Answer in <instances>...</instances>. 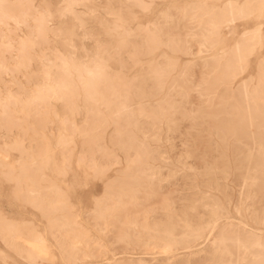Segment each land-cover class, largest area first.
<instances>
[{
	"label": "bare ground",
	"instance_id": "1",
	"mask_svg": "<svg viewBox=\"0 0 264 264\" xmlns=\"http://www.w3.org/2000/svg\"><path fill=\"white\" fill-rule=\"evenodd\" d=\"M84 1L86 0H67L66 5L76 4L78 2H84ZM6 2L10 4H14V5H27L30 3L32 4L31 0H10V1L6 0ZM259 2L260 0H248V2H242L241 4H259ZM205 4H200V5H205ZM229 4H236V3L231 0H226L222 4L221 7L215 8V6L214 7L211 6L207 9H203L199 7H195V8L200 10L201 13H203L204 15H213L214 17L217 18L219 23H225L231 19L232 10L226 7V5H229ZM197 6H199V4ZM195 8H192V7L186 8V10L183 11L182 19L185 13H187L188 19L189 21H191V19L194 17V14L196 12ZM12 11H13V15L22 22L24 18V14L28 12V9L14 8ZM161 18H162V22L159 23L160 25L171 26L170 30L175 31V25L172 24L169 12L168 13L163 12L161 14ZM9 22L12 23L11 21H8V20H0V46L2 48L5 44L8 43V40L5 39V36L9 34V28H7L6 26V25H9L8 24ZM12 24L14 25V27L10 28L11 35L14 33L13 31L15 30V27H17L16 23H12ZM181 26L184 27V24H181L180 27ZM197 26H198V34H197V31H195L193 32L194 34H192V37L196 39V43L198 44L199 47L203 45V47L206 48L207 50L208 49L213 50V48H215L218 45V43H221L224 40L221 37V35H217L214 33L205 34L203 32H200L199 25ZM181 29L179 33L180 36L182 35ZM198 35L199 37H197ZM11 39L14 40L13 38ZM185 40L188 41L187 39ZM253 43L254 45L257 43V36L255 35V33L245 36L243 35V32H242L241 35L238 38H236L232 42L231 45L226 44L224 50L222 51V54H218L219 51L218 53H215L216 51L214 52L211 51V53L209 54L207 58L200 60V61L197 60V62H193V64L197 63V65L199 62L197 70L194 69L195 67L193 66V64L189 67L188 66L186 67L185 64L181 66L180 73L178 72L179 75L177 74L178 76L170 82L169 88L170 89L172 88V90H176V92L179 93V96L181 98L186 97V94L189 91L190 82L187 78L182 79L181 77H183V74L186 73V71H189L188 73L192 76L193 74H195L196 75V79L194 78L195 83L199 85L200 87H199L198 92L194 91L195 98L194 100L192 98V100L189 102L188 107H185V104L181 102H176L175 99L171 98V95L167 92L166 94H163L155 102L154 105H148V108L152 116L150 126L163 123V125H165L164 126L165 130L171 134L177 132L179 129V123H177L174 115L180 114L184 116L185 112L187 111L186 112L187 115H185L184 117L189 119L190 125L188 128L189 131L186 133L187 136L185 137L183 146L181 148L182 150L178 156L179 162L183 163L184 165H187L188 168L193 170L199 176L200 178L199 181L202 183V185H204L208 189H214V190L221 192V194L225 198L229 197V188H228V185H226L224 181L230 175H232L231 178L235 181V183L237 182L238 184V189L236 192L237 198H236V204H235L236 212L239 213L240 215H243V212L246 211L248 214L252 216L254 224H257V225L262 224L263 226L264 225V99L262 98V94L259 93L258 89H253L251 91L248 90L247 83L245 80L237 83L234 87H232L231 82H233L234 79L231 78V72H230V70L235 69L238 66L239 58L246 51L249 50L250 46ZM17 49H18V42H17ZM175 49H179L181 52H184V53H189L188 44H185V46L183 47L178 46ZM92 52L94 54V51ZM56 54L57 55L55 56V60L52 61V65H51L53 75L56 77L57 80L61 82L62 88H67L70 91L78 89L79 95L81 96V100L85 104L86 109L88 108L89 111H93L92 104L96 102H99V104H101L105 108L108 115H110L112 118V121L110 122L111 123L113 122L112 124H114L113 133H110V134H113V140L110 142H112V145H114V147L123 151V155H124L123 156L124 161H125L124 169L122 170L121 168H119L118 170L120 169L121 170L116 171L117 173L113 176V178L111 179L109 178L108 181L106 180L107 187L105 188L106 189L104 191L105 193L103 192L104 194L100 198L96 199L97 201H95L96 206H97V202H99V205L102 208L101 212L95 213L96 214L95 217L97 219L102 218L106 213L109 214L108 212H110L111 210L110 208H117L115 210H118L120 212H117L116 214L120 213V215H115L116 217L115 219H117L116 223L117 221L121 223L122 218L127 217L128 221L126 223H128L129 225L128 228L130 229V231H132L134 227L139 226L138 223L140 222L139 221L140 219L137 220L138 214L139 213L142 214L143 208L144 209L146 208L150 210L151 213L153 214L152 221L147 226V228L150 230L148 239L158 238V239L166 241L167 243H171V244L175 243V245L176 244L182 245L183 243H186L188 241L191 242V240L195 239L198 235H200L203 232L204 228L209 225V222L215 219L218 213H220L223 209L221 207V204L217 200L216 201L213 200L209 194H203L199 192V195H197V197L191 196L189 198L188 197L178 198L177 196L178 194L176 195V191L178 190V188L175 187L173 183L172 184L174 185L173 186L174 188H172L171 184L169 183L168 176H170V174L164 176L163 174H161L159 166L156 167L155 164L151 163L156 160L164 164H167V163L170 164L166 160L167 156L164 155V152L160 149V147H156L154 150H151L149 148L150 145L148 144V141H146V139L148 140L149 138H151V136L148 135L149 134L148 132L143 133V138H145V140L144 139L136 140V138L133 136L131 128L133 130L137 129L139 131H143V129L141 128V126H139L135 122V119L132 115V111L128 109V106L124 103V99H126V97H129L131 94L135 95L136 97L151 96L152 94H150L149 92L145 93L146 91H141L140 90L141 83L137 82L138 80L137 81H133V80L127 81L126 78H125L126 81H122L123 91H119L115 89V87L111 85L113 82L109 81L108 80L109 78L107 77L97 82L95 86L92 87L91 89H85L81 85V79L82 78L87 79L88 69L85 67V65H90V61L92 58L86 61H83V62L80 60H75V58L73 62V58H69L68 64L65 67V65L63 63H59V61L61 58L69 57V56H65L63 53L59 54L57 52ZM13 58L14 56L11 57L10 59H13ZM25 59L26 58H21L20 60L16 59V61H14L15 62L14 67H17L18 64L22 66ZM47 59L51 60V58L50 59L47 58ZM24 64H27V63L25 62ZM2 65H5V63L4 61L0 59V66ZM7 67L9 68V65ZM10 69L11 68H9V70ZM197 71H198V74H196ZM109 77L111 78V76ZM42 78H44V82L41 84L35 83L34 87L30 89L29 92H24L23 97L20 95V92L18 90L16 93L15 92L11 93L12 91L11 92L9 91L10 94L14 97V99L10 102L9 105L12 104L13 106L15 104V101L16 102L18 101V103L22 104L21 106L22 109H24L25 111L27 110L29 112L31 110L32 112L37 106L42 105V104L43 105L47 104L46 101L49 96L48 87L50 86L48 85L47 78L45 76H43ZM117 85H119V83ZM38 88H39V93L34 95V93H37ZM145 88L147 87L145 86ZM9 92L7 91L4 97H0V115L2 116V119H5V120H7L8 115L9 116L11 115L8 113L9 106L7 108L4 107V101L8 97ZM15 98H18V99H15ZM118 98H120L121 101L119 100L118 102V100H116ZM129 98L132 99V97H129ZM135 99L136 98H134V100ZM63 106L64 105H62V107ZM39 109L43 110L41 108ZM64 111L63 113H66ZM38 112L40 111L38 110ZM18 113H20L19 110H18ZM22 113L23 112H21V114ZM26 113H27V117H29L28 112ZM46 114L49 115V113L47 112ZM94 115L99 116L97 111L94 113ZM23 116L25 115L23 114ZM30 116H32V114H30ZM67 116L69 115L67 114ZM89 117L91 116L89 115ZM37 118L39 119V115ZM88 118L86 117V119ZM43 119L45 121L44 117ZM42 121L43 120H41V123ZM64 121L67 122L66 119ZM89 121L90 120H88V122ZM101 121L99 120V122ZM26 122L28 121L26 120ZM44 123H43V126H46ZM67 123H69V121ZM21 125L22 124H20V126ZM36 125L38 127L40 126V124L38 125V123ZM32 129L31 131H33ZM161 130L162 129L160 128V126H158L157 130L153 134H151L153 136L150 140L158 142L160 139ZM93 131L95 132L96 130H93ZM26 133L27 132H25V134ZM32 134L34 135L33 132ZM93 138L95 139V137ZM84 139L86 141L87 138L85 137ZM165 139L166 141L168 140L167 137ZM29 140H31V137ZM91 141L92 140H90V142ZM78 142H80V140ZM82 142L84 143V141ZM30 143L33 144V142H30ZM42 143L44 144V142ZM8 144L6 143L7 146ZM20 146L22 147L23 144H21ZM20 146L17 145L18 148ZM58 147L60 146L58 145ZM170 147H173V144H170ZM37 148H36V151H37ZM69 148H71V146ZM62 151L63 150H61V153ZM20 153L22 154L24 153V151ZM44 154H46L45 151L41 152L40 154L35 156L34 159L32 158L33 160L30 161V164L29 162L28 164L26 163L27 165L25 164V162H23L22 160L24 159L23 157L20 159V163H19L20 167H19V170L17 169L19 173L16 171L17 172L16 174L18 175L16 176V178L15 177L14 178L17 179L19 183L20 181H23L24 193L26 195L37 193L38 186L36 184V180H34L33 178V174L37 173V171L39 172L41 171V174L45 173V170L47 169V163H46L47 160L46 158H44ZM29 155L30 153L27 154V157ZM82 156L83 155H81V157ZM149 159L152 161L149 162ZM82 160H85V157ZM89 161L90 162L86 161L87 163H89L87 164L88 169H89L87 170L89 172L95 171L98 173L100 172L104 173L103 169L105 167L102 169L99 168V166L102 163L101 164L99 163L100 165H98L97 162H95L93 158L92 160H89ZM78 162H81V159H79ZM15 165L13 166L14 168H15ZM107 166L106 168L108 169ZM0 167L6 168L5 174L10 176L11 169L9 166V162L5 159L4 156L0 159ZM57 168L59 169L60 167H57ZM61 168H60V171H61ZM57 173L59 175L61 174L58 171ZM171 173L174 174L173 172ZM85 174H87L86 176H88L89 173L87 172ZM78 175L79 174H76L74 177L75 184H78L79 182ZM164 181H166L169 184L165 186L163 183ZM18 182H16V184ZM21 185L22 184H20V186ZM140 198L143 199V202H142L143 204L136 203L137 199L140 200ZM136 204L140 205L139 207L140 209H142V211L137 208L138 205ZM36 205L38 206L39 208L38 211L40 212L42 216H45V217L50 216V218L48 219V221L50 222V225L58 229V232L62 236L72 234L74 237L79 238L84 235L83 230L75 222V220L72 217L66 216V215L60 217L56 215V212L59 210V208L54 209V207L51 206L48 202H43L41 201V199L38 202H36ZM245 205L249 207L246 210L242 209L243 206ZM246 206L244 208H246ZM94 207L95 205L93 206V208ZM157 209L165 210V212L163 214L161 213L159 214L157 212L158 211ZM141 214L140 216L144 217ZM103 218L105 219L106 217H103ZM111 218L113 219L112 216ZM110 219L109 221H111ZM101 222H102V219H101ZM120 223L119 225L120 227H122L123 225L121 226ZM126 223H123V224H126ZM107 226L108 225H106V227ZM21 228L22 227L20 226V229ZM94 228L96 229V227ZM20 229L19 231L17 229L15 230L13 224H9L0 219V237L2 239L1 241L6 246H8V248L12 249L15 255L20 256L28 264H36V259L44 260L48 263H51L53 255L50 252L46 239H44L43 236H41V234L39 235L37 233H34L31 229H29L27 232V238L22 239ZM127 230L128 229H126L125 231L124 229L125 231L124 232L122 231V229H120V231L124 233L117 232V236H113V237H117L116 240L118 241H120L123 238L125 239L127 238V239H130L129 241L136 242L139 237L138 234H136V232H133V231L129 232ZM96 231L98 230L96 229ZM56 238H60V236L59 237L57 236ZM60 240L61 239H59L58 241L59 247H60V253L63 256L67 258L71 257V259H75V260L80 258L79 249H78L80 245H78L79 247H77L76 245L77 248L75 247V245L67 246L64 240L62 241ZM140 245L141 244H139L138 246ZM182 247H179V248H182ZM113 250L115 249L113 248ZM42 251L45 253L44 255H41ZM6 253H4L5 257H7ZM85 254L86 253H84V255ZM93 254L96 255L95 253ZM262 254H264V236L262 238L251 231L245 230L243 228H238L236 230L218 232L216 236L213 237L209 241V243L206 244L203 248L199 249V251H195L191 255H181L180 257L176 258L173 261H169V259H166V258L151 261L149 259L139 257L137 259H128L127 261H121V259H118V261L107 262L106 264H245L246 261L258 262L261 259ZM3 257L4 256L0 253V259H3Z\"/></svg>",
	"mask_w": 264,
	"mask_h": 264
},
{
	"label": "rangeland",
	"instance_id": "2",
	"mask_svg": "<svg viewBox=\"0 0 264 264\" xmlns=\"http://www.w3.org/2000/svg\"><path fill=\"white\" fill-rule=\"evenodd\" d=\"M31 1H32V4H50V5H52L53 6L52 11L53 12L57 11L56 6L66 5V3H67L66 2L67 0H31ZM86 1L76 3V4H82V5L87 6V7H81V8L76 9V12L78 14H81L84 19H87L89 21H92L93 14H95V13H99L101 15V17H103L105 15V13L101 12V10L96 7L97 5H109V4L115 5L117 7L114 9V11L116 10V12H119V10H120L118 7L119 5L131 4V3L136 2V0H86ZM225 1L226 0H144L145 3H156L159 5L165 6V7L159 8L157 10V12L159 13V19H160L158 21L159 23L162 22L161 14L163 12L168 13V8L166 7L168 5L179 6V11H178L179 13L177 12L176 9H173L172 14H174L178 18L182 19L183 11L186 10V8H188L185 6H188L189 4L190 5H198V4L200 5V4L206 3L205 5H210L213 7L215 6V8H217V7H221ZM231 1L235 2L236 4L237 3L241 4L242 2H248V0H246V1L245 0H231ZM195 11L196 12L194 14V17L204 15L203 13H201L200 10H198L196 8H195ZM125 15H127L126 10H125ZM68 23L71 24V17L69 18ZM8 24L10 26L6 25L7 28H13L14 27V25L12 23L9 22ZM222 24H224L226 26L227 22L222 23ZM197 25L198 24L194 25L193 27H189V28H187V30H185V25H184V27L183 26L180 27V29L182 28L181 29L182 30L181 36L183 38L187 39L188 42H190V46L192 49L191 52L189 51V53H184V52H181L179 49H174V50H171V52H170L169 49L167 50L165 48V49H161L158 52V54L155 56L156 60L164 62V63H167L168 60H171V59H174V60L177 59V60H175L176 61L175 66H174L175 68H173L174 70H172L174 72L171 71L170 75L167 77L164 84H160V83L153 81V80L151 81V79H147V80L145 78H139L138 79L137 73L133 72L131 68H129L124 73L123 76L117 77L115 73H116V71L119 70V65H116V67L113 69L112 75H110L111 78L109 76L107 78H109L108 79L109 81L113 82L111 85H113V87H115V89H117L119 91H123L122 90V88H123L122 87V84H123L122 81H126V80L127 81H129V80L137 81L138 80L137 82L141 83L140 90L146 91L145 93L149 92L150 94H152L151 96H142V97H138V98L135 95L131 94L129 97H132V99L129 97H126V99H124V103L128 106V109H130L132 111V115L135 119V122L139 126H141V128L143 129V131H139L137 129L133 130L131 128L133 136L136 138V140H143V139L145 140V138H143L144 132H148L149 134L148 133H146V134H148L152 138L153 135H151V134H153L157 130L158 126H160V128L162 129L160 131L161 135H160V139L158 142L157 141H151L150 140L151 138H149L148 140L146 139V141H148V144L150 145L149 148L151 150H154L156 147H160V149L164 152V155L167 156L166 160L170 164H168V163L164 164V163L158 162L156 160L151 162L152 160H150V159H149V162L155 164L156 167L159 166L161 174H163L164 176L170 174V176H168V180H169V183L171 184L172 188H174L173 187L174 185H175V187L178 188V190L176 191V195L178 194L177 195L178 198L179 197L180 198L181 197H188L189 198L191 196L197 197V195H199V192L203 193V194H209L213 200H215V201L217 200L221 204V207L223 210L220 213H218L217 217H215V219L211 220L209 222V225L204 228L203 232L200 235H198L195 239L191 240V242L188 241L186 243H183L182 245H179V244L175 245V243L174 244L172 243L174 245L173 246L171 243H167L166 241L158 239V238H149L148 239V235L150 233V230L147 228V226L151 223L152 218H153V214L151 213L150 210L143 208L142 214L139 213L138 218H137V220L140 219L139 220L140 222L138 221L139 226H136L132 229L133 232H136V234H138V236H139L138 240L136 242L135 241L134 242L129 241L130 239H127V238L126 239L123 238L120 241L116 240L117 237H113V236H117V232L118 233L119 232L124 233L126 231V229H128L127 231L132 232L128 228V226H129L128 223H126L128 221L127 217H125L126 219L122 218L121 223L118 221L116 223L117 219H115L116 218L115 215H120V213L116 214L117 212H120L118 210H115L117 208H110L111 210H110V212H108L109 214L106 213L103 216V217H106L105 219L103 217L97 219L95 217L96 214L93 212V209L96 207V203H95V201H97L96 199L100 198L105 193L104 191L106 190L105 188L107 187L106 182L109 180V178L110 179L113 178V176L117 173L116 171H120L121 169L123 170L124 166H125L123 151L114 147V145H112V142H110L113 140V134H110V133H113V130H114V124H112L113 122L112 123L110 122V121H112L111 116L108 115L105 108L101 104H99V102L93 103L92 104L93 111H89L88 108L86 109L85 104L81 100L79 107L75 110V114H73V111H68V112L64 111L65 107L63 106L64 107L63 108L62 105L59 104V102L57 100H52L51 103H47L45 105L42 104L43 106L39 105L32 112H31V110H30V112L27 110L25 111L24 109L21 108L22 104L18 103V101L17 102L15 101L16 105L14 104L13 105L14 107L12 106V104L9 105L8 113L11 114L10 115L11 118L13 116L12 119L8 115L7 120H5V119H2V116L0 115V126H1L0 127V147L1 148L3 147L2 149L0 148V159L4 156L5 159L9 162V166L11 169V173L9 176V175L5 174L6 168L0 167V187H7L10 184L11 187H18L24 193L23 181H20V183H19L17 181V179H15L16 176L18 175L16 173L17 172L19 173V171H18L19 167H20L19 163H20V159L22 157L25 159V160L22 159L23 162H25V164L26 163L28 164V162L30 164V161H32L35 156H37L41 152L45 151L46 154H44V158H46V160H47L46 161L47 169L45 170L44 174H41V171L40 172L37 171V173L33 174V178H34V180H36V184L38 186L37 187L38 188L37 193L30 194V195H26L24 193L25 194V202L22 205L12 206V205H9L6 201H0V219L9 223V224H13L15 230L17 229L19 231L20 226H21L23 228V230H22V228L20 229L22 239L27 238V232L29 229H31L34 233H37L39 235L41 234V236H43V238L46 239L47 244H48L49 249H50V252L53 255L52 260H51L52 262L48 263L44 260L36 259V261H39L40 264H54V263L55 264H77V263L78 264H106L107 262L118 261V259H121V261H127L128 259H137L139 257L149 259L151 261H155L158 259H164V258L169 259V261H173L176 258L180 257L181 255H191L195 251H199V249L203 248L206 244H208L209 241L213 237H215L218 232L236 230L238 228H243L245 230L251 231V232L255 233L256 235H258L259 237L263 238V236H264V225L262 226V224H258V225L254 224L252 216L250 214H248L246 211L243 212V215H240L235 210V204H236V198H237L236 192L238 189V184H237V182L235 183V181L231 178L232 175H230L224 181L226 183V185H228V188H229V197L225 198L221 194V192L214 190V189H208L204 185H202V183L199 181L200 180L199 176L193 170L188 168L187 165H184L183 163L179 162L178 156L182 150L181 148L183 146V142L185 140V137L187 136L186 133L189 131L188 128L190 125L189 119L184 117L185 115H187L186 114L187 111L185 112L184 116L180 115V114L174 115L177 123H179V129L177 132H175L173 134L168 133L165 130V127H164L165 125H163V123L153 125L154 128H153V126H150L152 116H151V112L148 108V105H154L155 102L163 94H166L168 92L171 95V98H174L176 102H181V103L185 104V107L189 106V102L192 100V98L194 100V98H195V92L194 91H191L192 94L191 93L189 94V91H188L186 94V97L181 98L179 96V93L176 92V90H172V88L171 89L169 88L170 82L179 75L181 66H183L185 64L186 67L187 66L189 67L193 64V62H197V60L200 61V60L207 58L209 56V54L211 53V51H213V52L216 51L215 53H218V51H219L218 54H222V51L224 50L226 44L231 45L232 42L236 38H238L241 35V33L243 32V31H241L240 34L229 35L227 31H224L221 35V37L224 40L221 43H218V45L215 48H213V50L212 49L207 50L204 47H199L198 44L196 43V39L192 37V34H194L193 32L197 31V34H198V26ZM256 27L258 29V25H256ZM77 30H79L78 26H77ZM13 32L14 33L11 35V38H13L17 42H18L19 32H23L24 35L27 34L25 32V30L22 28L19 29V32H18L17 27H15V30ZM91 34H92L91 32L87 33V35H89V36ZM84 35H86V33H84V32L80 33L81 37H83ZM255 35L257 36V43L255 44L257 56L253 58V64H255L256 60L258 59L259 51H260V43H261V37L259 35V32L257 31L255 33ZM197 37H199V35ZM2 51H3V48L0 46V53H2ZM92 51H94V54ZM56 52L59 54L63 53L65 56H69L68 58L74 57L75 60H80L83 62V61H86L88 59H91L95 55V41L91 40V39H78L76 41V51L75 52H73L71 49H66L64 47L63 42H60L58 44H53L50 47L46 45L44 48L39 49L37 51L36 55L37 56L43 55L46 58H49V59L51 58L50 61H54L55 56L57 55ZM72 55H73V57H72ZM13 56H14V58H13L14 60L10 59ZM13 56H10L8 58L7 62H5L4 57L2 55H0V59L2 61H4V63H7V66L9 65V68H11L9 70L8 75H4L3 73L1 74V72H0V78H1L0 79L1 80L0 81V97H4V95L6 94L7 91L8 92L12 91L11 93H14V92L16 93L17 90L20 92V95L23 97L24 92H29L30 89H32L34 87L35 83L41 84L44 82V78H42L43 75H38L35 68H30L27 66V64H24L25 62L27 63L26 59L24 60L22 66L19 67L20 70L18 69V67H14V63H15L14 61H16V58H15L16 54H14ZM198 65H199V62H198ZM198 65H197V63L193 64V66L195 67L194 68L195 70H197ZM176 67H178V68H176ZM188 72L189 71H186V73H184L183 77H181V78L182 79L187 78L189 80V82L195 81L196 75L193 74V76H192ZM196 74H198V71ZM253 75H254L253 73H249L247 75L241 73L239 76H237L233 80V82H231V86L234 87L237 83L245 80L247 83V89L250 91L253 89H258L259 93L262 94V98L264 99V95H263L264 89H262V87H261L259 76L255 75V78L253 79L252 78ZM125 78H126V80H125ZM16 81H18V82H16ZM146 81H147V83H146ZM255 81H256V83H255ZM117 82L119 83V85H117L118 84ZM148 83H150V84H148ZM156 83H157V85H156ZM166 84H168V85H166ZM145 86L147 88H145ZM146 89H148V90H146ZM165 90H166V92H165ZM80 98H81V96H80ZM134 98H136V99L134 100ZM116 100H118V102H119L120 98H118ZM39 108H41L43 110H40ZM132 108H134V109H132ZM18 110L20 111V113H18ZM38 110L40 112H38ZM63 111L66 113H63ZM96 111H97L99 116L94 115V113ZM21 112H23V113L21 114ZM26 112H28L29 117H27ZM35 112L36 113L38 112V113L36 114ZM46 112L49 113V115H47ZM23 114L25 116H23ZM30 114H32V116H30ZM67 114L69 116H67ZM38 115H39V119H41L43 121H44V119H43V117H44L45 118L44 122H46L47 124L44 123L43 121L41 123V120H39L37 118ZM62 115L65 117L67 122L69 121L70 124L64 121L65 119ZM89 115L91 117H89ZM86 117L87 118L89 117L90 119L89 118L86 119ZM158 117H159V115H158ZM46 118H48V119H46ZM26 120L28 122H26ZM32 120H34V121H32ZM88 120H90L89 121L90 123L88 122ZM99 120L100 121L102 120V121L99 122ZM35 121H36V123H35ZM31 123L34 125H32ZM37 123H38V125L40 124V126H39L40 128L36 125ZM43 123L46 126H43ZM66 123L68 124L69 127L67 126ZM20 124H22V125L20 126ZM83 124L85 127L83 126ZM2 126H4V127H2ZM33 126H34V128H33ZM65 127L67 128V130ZM81 128H83V129H81ZM31 129L33 131H31ZM90 129H92V130H90ZM93 130H96L95 131L96 133ZM25 132H27V133L25 134ZM32 132L34 133V135L32 134ZM38 132H40V133H38ZM93 133H95V134H93ZM97 136H99V137H97ZM30 137H31V140H29ZM85 137L87 138L86 139L87 142L84 139ZM93 137H95V139ZM166 137L168 138L167 141L165 139ZM92 138L94 139V141ZM79 140L81 143L78 142ZM90 140H92V141L90 142ZM16 141H17V143H16ZM21 141H22V143H21ZM82 141H84L85 144ZM30 142H33V144H31ZM42 142H44V144ZM88 142H89V144H88ZM4 143H5V145H4ZM6 143L7 144L9 143L10 146H9V144L7 146ZM90 143H92V144H90ZM14 144H15V146H14ZM21 144H23L22 147L20 146ZM82 144H84V145H82ZM170 144H173V147H170ZM1 145H3V146H1ZM17 145L20 146L21 149H20V147L18 148ZM37 145H39V146H37ZM58 145L60 147H58ZM41 146H43V147H41ZM70 146L73 149L69 148ZM37 147H39V148H37ZM36 148H37V151H36ZM17 149H19V150H17ZM61 150L65 151V152L62 151V153H61ZM23 151H24V153L21 154L20 152H23ZM26 153L27 154L30 153V155L27 157ZM64 153H65V155H64ZM81 155H83L82 156L83 158L81 157ZM25 156L27 158H29L30 160L27 159ZM84 157H85V160L87 162H90L89 160H92V158H93L95 160V162H97L98 165H100L102 163L99 166V168L102 169L105 167L103 169L104 173H101V172L98 173V172L94 171L95 173L98 174L97 175L94 172H89L88 166L87 167L84 166L85 163L89 164L85 160H82V159H84ZM61 158H63V159H61ZM112 158L113 159L116 158L115 159L116 161L113 160ZM79 159H81V162H78ZM61 162H62V164H61ZM78 163L81 165L80 167H77ZM68 164L71 165L70 168H68L66 166ZM14 165H15V168L13 167ZM55 166H56V168H55ZM106 166L108 167V169L106 168ZM57 167H60V168L62 167L61 171H60V168L58 169ZM119 168H121V169L118 170ZM64 169L65 170L67 169L66 170L67 176H65V174H64L65 173ZM106 169H107V171H106ZM57 171L60 172L61 173L60 175H62V176H60L57 173ZM69 171H70V173H69ZM87 172L89 173L88 176H86L87 174H85ZM171 172H173L174 174H172ZM76 174H79L78 175V178H79L78 184H75V182H74V177ZM16 182H18V183L16 184ZM27 183H29V182H27ZM163 183L165 186H167L169 184L166 181H164ZM20 184H22V185L20 186ZM70 185L73 188L72 196L69 200L71 203L69 201L66 203L65 200L67 199V197L64 194L69 191ZM108 187H110V186H108ZM33 197H35V198H33ZM40 199L43 202H48L51 206L54 207V209L59 208V210L56 212L57 216L61 217V216L66 215V216L72 217L75 220V222L81 227V229L84 232L83 233L84 235L82 237H79V238L74 237L72 234L62 236L58 232V229H56L55 227H52L50 225V222L48 221L50 216H48V217L42 216L40 214V212L38 211L39 208L36 205V202H38ZM142 202H143V199H141V198H140V200L137 199V201H136V203L143 204ZM94 205H95V207L93 208ZM136 205H138L137 208L140 209V207H139L140 205L139 204H136ZM245 206H243L242 209L246 210L249 208L247 206H246V208H244ZM169 209H171V208H169ZM140 210L142 211V209H140ZM157 212L159 214L160 213L163 214L165 212V210L160 209ZM140 214L143 215L144 217L140 216ZM91 215H93L95 218ZM111 216L113 217V219L111 218ZM240 217H241V219H240ZM144 218H145V220H144ZM6 219H7V221H6ZM101 219H102V222H101ZM109 219L112 221V223H111V221H109ZM9 220H11V221H9ZM46 220H47V222H46ZM98 221H99V223H98ZM119 223L121 224V226L122 225L123 226L120 227ZM123 223H126L127 226H126V224H123ZM106 225H108V226L106 227ZM94 227H96V229L98 231H96V229ZM119 227H120V229H122V231H124V229H125V231L124 232L120 231ZM113 228H115V229H113ZM141 229H143V230H141ZM39 232H41V233H39ZM55 236L56 237L60 236V238H56ZM89 237H90V239H89ZM82 238H83V240H82ZM59 239H61L60 241L64 240V242L67 246H71V245L74 246L75 245V247H76V245H77V247H79L78 245H80V247L78 248L80 258L75 260V259H71V257L67 258V257L63 256L60 253V247H59V242H58ZM157 239H158V241H157ZM1 240L2 239L0 237V253L4 257H3V259H0V264H28L20 256L15 255L14 251L12 249L8 248V246H6ZM121 241H122V243H121ZM123 242H125L126 244ZM139 244H141V245L138 246ZM182 246H184V247H182ZM179 247H182V248H179ZM113 248L115 250H113ZM145 248H146V250H145ZM103 250H105V251H103ZM159 250H161V251H159ZM112 251H113V253H112ZM82 252H84L86 254L84 255V253H82ZM4 253H6L7 257H5ZM93 253H95L96 255H94ZM90 254L91 255L93 254V255L91 256ZM60 255L62 258L60 257ZM92 258H94V259H92ZM123 258H124V260H123ZM4 262H6V263H4Z\"/></svg>",
	"mask_w": 264,
	"mask_h": 264
},
{
	"label": "snow or ice",
	"instance_id": "3",
	"mask_svg": "<svg viewBox=\"0 0 264 264\" xmlns=\"http://www.w3.org/2000/svg\"><path fill=\"white\" fill-rule=\"evenodd\" d=\"M57 11L53 12V6L50 4H27L14 5L7 3L6 0H0V20H8L17 24V29H24L28 34L24 35L19 32L18 49L17 41L11 39V29L9 34L5 36L8 43L3 46V51L0 53L7 62L10 56L16 54V59L26 58L27 66L35 68L38 75H43L47 78L48 99L47 103L52 100H57L59 104L65 106V111H73L79 107L81 98L79 90H68L62 88L61 82L56 79L52 73V61L48 60L43 55L37 56V51L44 48L46 45L51 46L63 42L66 49L76 51V41L78 39H91L95 41V55L90 61V65H85L88 69L87 79H81V85L85 89H91L95 84L106 77L110 76L116 65H119V70L116 71V76H123L124 73L131 68L137 73V78H145L164 84L167 77L173 70L176 61L168 60L167 63L158 61L155 56L161 49L174 50L176 47H183L188 44L191 52L190 42L186 41L180 33V25H185V30L194 25H199V31L205 34L214 33L222 35L227 31L229 35H243L259 32L261 37L260 51L256 63L253 64V58L257 56L254 43L250 46L240 58L238 66L230 70L231 78L235 79L241 73H253L259 76L262 89H264V0H260L259 4H229L227 8L231 9V19L227 21L225 26L219 23L213 15L196 16L189 21L187 13L183 19L172 15L173 9L179 10L177 5H168V12L175 25V31L170 30L171 26H162L159 24V13L157 10L163 5L156 3H145L144 0H137L131 4L119 5V12L114 11L115 5H97L96 7L105 13L103 17L99 13L93 14L92 21L84 19L81 14L76 12V9L87 7L82 4H67L58 5ZM185 7H199L207 9L209 5H188ZM14 8H26L28 12L24 14L21 22L13 15ZM125 10L127 15H125ZM71 17V24L68 23ZM258 25V29L256 27ZM77 26L79 30H77ZM84 32L86 35L80 36ZM91 32L89 36L87 33ZM203 47V45H201ZM68 57L60 59L59 63H63L65 67L68 64ZM74 62V57H73ZM21 65H17L19 68ZM0 72L4 75L9 74L7 63L0 66ZM199 85L195 81L189 84V93L199 90ZM39 93V88L37 93ZM138 98V97H137ZM14 97L9 93L4 101V107L7 108ZM18 99V98H15ZM127 110V109H125ZM81 165L78 163L77 167ZM87 167V164L84 165ZM71 167L70 164L67 165ZM67 176V171H65ZM75 182V181H74ZM73 188L69 186V191L65 194L67 203L72 196ZM0 201H6L9 205L19 206L25 202V194L18 187H0ZM102 208L97 202V206L93 209L94 213H99ZM45 253L42 251L41 255ZM36 264H40L36 261ZM245 264H264V254L261 259L248 262Z\"/></svg>",
	"mask_w": 264,
	"mask_h": 264
}]
</instances>
